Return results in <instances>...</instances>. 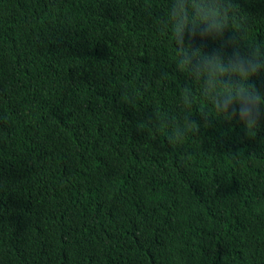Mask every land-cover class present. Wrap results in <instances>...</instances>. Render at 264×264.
I'll return each mask as SVG.
<instances>
[{
  "label": "trees",
  "instance_id": "trees-1",
  "mask_svg": "<svg viewBox=\"0 0 264 264\" xmlns=\"http://www.w3.org/2000/svg\"><path fill=\"white\" fill-rule=\"evenodd\" d=\"M230 2L264 42V0ZM166 4L0 0V264H264V128L205 121Z\"/></svg>",
  "mask_w": 264,
  "mask_h": 264
},
{
  "label": "clouds",
  "instance_id": "clouds-1",
  "mask_svg": "<svg viewBox=\"0 0 264 264\" xmlns=\"http://www.w3.org/2000/svg\"><path fill=\"white\" fill-rule=\"evenodd\" d=\"M233 17L230 0H167L157 23L174 50L173 61L196 86L211 117L239 124L249 136L264 128V42L241 48L225 31ZM191 127L192 125H188ZM157 130L166 129L170 143L185 135L179 123L168 127L161 119Z\"/></svg>",
  "mask_w": 264,
  "mask_h": 264
}]
</instances>
